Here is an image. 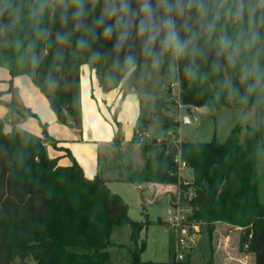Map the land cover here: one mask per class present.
Listing matches in <instances>:
<instances>
[{
    "label": "trees",
    "instance_id": "1",
    "mask_svg": "<svg viewBox=\"0 0 264 264\" xmlns=\"http://www.w3.org/2000/svg\"><path fill=\"white\" fill-rule=\"evenodd\" d=\"M42 62L36 66L34 82L48 98L60 123L73 118L82 127L80 105L81 66L88 64L87 54L74 55L66 49L65 60L53 65L52 50H39ZM89 65V64H88ZM0 66L9 70L12 78L8 87L0 90L1 97L10 95L6 105L12 115L25 118L37 116L21 96L14 77L29 72L12 59H0ZM95 69L105 91L117 87L122 78L110 75L106 63L89 65ZM161 92L151 98L142 96L143 81L133 77L124 81L139 94L141 110L131 143L139 145L144 157L138 163L127 154L121 155L123 169L121 181L140 184L152 182L180 186L181 201L187 206L191 224L205 226L210 238L211 256L207 264H214V231L218 223L243 229L240 248L254 255V264H264V201L261 199L259 148L264 147V122L254 125L240 119L225 141H185L181 154L192 169L189 184L180 179L174 158L177 147L164 140H140V135L151 123H160L166 131H176L177 104L174 89L165 71L161 70ZM49 76L59 83L53 88L47 83ZM180 99L185 105L196 107L209 103L214 89L200 94L201 86L184 80L181 76ZM206 87V86H205ZM222 101L215 105L232 106ZM171 106L174 112H169ZM114 140L123 137V123L117 113L113 116ZM10 125V126H8ZM41 135L0 115V264H111L109 247L116 245L112 233L118 225H128L132 245L129 246L130 262L144 263L141 258L147 247L143 230L150 224L169 223L162 216L133 219L129 204L113 192L107 179L97 174L88 177L83 166L70 150L66 154L71 162L63 164L59 156H51L49 145L57 146V139L50 135L47 124L42 123ZM193 195L189 199L187 193ZM176 193V192H175ZM177 194L172 195V199ZM196 232V230H192ZM252 233V237L249 234ZM249 242L248 247L245 243ZM152 261H146L150 263Z\"/></svg>",
    "mask_w": 264,
    "mask_h": 264
},
{
    "label": "clouds",
    "instance_id": "2",
    "mask_svg": "<svg viewBox=\"0 0 264 264\" xmlns=\"http://www.w3.org/2000/svg\"><path fill=\"white\" fill-rule=\"evenodd\" d=\"M68 48L113 78L163 69L213 88L205 107L227 101L242 122L264 114V0H0V59L35 67L48 49L55 66Z\"/></svg>",
    "mask_w": 264,
    "mask_h": 264
},
{
    "label": "rangeland",
    "instance_id": "3",
    "mask_svg": "<svg viewBox=\"0 0 264 264\" xmlns=\"http://www.w3.org/2000/svg\"><path fill=\"white\" fill-rule=\"evenodd\" d=\"M8 69L0 66V78L3 76V72H8ZM32 70V67H31ZM161 73L153 75L150 79H145L142 84V96L144 98H151L156 92L158 95H166V92H161ZM1 78L0 85L5 83ZM24 97L26 99H35L36 95L27 92ZM175 91V90H174ZM45 96V95H44ZM45 98H47L45 96ZM48 100V99H47ZM52 109V108H51ZM53 110V109H52ZM169 112L175 113L174 106L169 109ZM184 115L189 113L193 117V122H185L181 119L179 127L176 130L185 141H211L217 138L220 141H225L228 137L231 129L239 120L237 116V107L232 106H221L219 108H210L205 106H200L190 110L188 107L183 108ZM118 113V112H117ZM11 116V112L9 113ZM37 122V124L43 128V125L38 123V117L30 116ZM197 119V121H195ZM257 122H264V114L260 115L258 118H253L247 123L254 125ZM156 126L158 129L162 130L160 123H151L148 128H153ZM150 130V129H149ZM33 131H35L33 129ZM150 132V131H149ZM136 144H133L128 150L127 157L133 158L139 163L144 162V157L140 149H138ZM124 149H121L123 152ZM123 155V154H121ZM119 155L118 159H113L112 157L105 158L102 157V164L106 166L107 163H111L112 171L109 175H118L122 172L121 169V158ZM125 155V153H124ZM64 156H60L63 158ZM68 163L71 161L70 157L66 155ZM259 167H260V179H261V199L264 201V147L259 148ZM181 174L184 178L192 179L193 173L190 167H185ZM108 187L115 193L120 194L124 200L129 204V214L133 219H144L146 213L150 218H157L162 216L164 219H168V210L173 207V204L169 200L170 191H166L164 185H174V184H160V183H148L143 182L140 184H135L131 182L121 181V180H108ZM168 187V186H167ZM178 185L174 190H177ZM171 189V188H170ZM176 191L173 192L175 195ZM188 204L185 205L187 208ZM197 231L193 232V235L188 240V245L180 244L178 241L177 231L169 223H159L150 224L147 229L143 230V237L147 241V247L143 251L141 258L144 263L140 264H206L211 256V246L210 238L205 226ZM228 225L219 224L216 226L214 231V254H220L223 252L225 247L231 251L234 259L236 257L244 256L243 264H251L253 257L250 252L242 250L240 248V238L243 229H231ZM226 234L230 235L227 240L224 239ZM192 238V239H191ZM112 240L116 243L109 247L112 255L111 264H132L130 262L129 246L132 245L130 238L129 226L128 225H118L116 231L112 235ZM192 244H190V242ZM120 244V245H119ZM179 254L183 255V258H179ZM125 256V258H124ZM215 264H232L234 259H228L220 254L219 259ZM239 261V259H237ZM146 261H152L146 263ZM28 264H36L33 258L28 259Z\"/></svg>",
    "mask_w": 264,
    "mask_h": 264
},
{
    "label": "crops",
    "instance_id": "4",
    "mask_svg": "<svg viewBox=\"0 0 264 264\" xmlns=\"http://www.w3.org/2000/svg\"><path fill=\"white\" fill-rule=\"evenodd\" d=\"M35 70L36 66L32 67V70L31 67H29L28 73L16 76L13 79L14 83L18 85L20 89L24 103L36 113L38 117V123H46L47 130L50 135L58 140L56 147L52 145L48 146L51 156L60 157L65 155V157L60 158V162H66V150H70L79 163L83 166V169L88 177H94L97 174H100V176L107 179V182L108 180H119L118 177L121 173L118 175H109V172L112 171L111 163L113 160L110 163H107L106 166H103L102 157L105 156V158H108L109 156L113 159H118L117 157H119L120 154H128V150L126 148H130L133 144H136L131 143L130 139L135 133V127L141 110V100L139 94L133 87H127L124 84V81H122L117 87L105 91L98 80L95 69H92L88 64H83L81 66L80 83V105L83 124L81 128H78L73 118H69L67 123H60L58 121L55 112L51 109L49 101L47 100L48 98H45L46 95L34 82L33 77ZM7 71L8 72H3V76L1 77L4 78L3 80L5 83L3 82V84L0 85V90L6 89L9 85L7 80L12 78L9 70ZM25 89H27L28 93L35 94L36 98L26 99L24 97V94L26 93ZM9 98L10 95L8 93L1 97L0 115L11 119V124H19L31 130L32 132L41 135L43 133V128L37 124L33 117L25 118L22 115L16 113L9 116L10 109L6 105V102L9 100ZM115 113H117L118 119L123 123L124 130L123 137L119 142L114 140L115 125L113 122V116ZM33 129L35 131H33ZM146 130L150 131L155 136H163L165 133L163 128L160 130L156 126L153 128L147 127ZM135 146L139 149L138 144ZM121 149H124V151L121 152ZM120 164L121 169H123L122 160ZM164 186L166 189H168L166 191H170L169 200L171 201L173 192L176 191L174 190L176 185ZM219 224L228 225L231 227L229 224L218 223V225ZM116 228L117 226L114 228L113 233L116 231ZM202 228L203 227H201V229ZM231 229L242 228L233 227ZM198 230H200V227L199 229H196L195 233H197ZM228 237L230 238V235L226 234L224 239L227 240ZM190 244L192 243L190 242ZM221 253L225 259L226 255L228 256V259H234L231 251L226 247L223 252H220V254ZM220 254H214V257L216 256L215 262L219 259ZM250 254L253 257L251 264H254V255L252 253ZM236 258L239 259V261L234 259L232 260L234 261L232 264H243L244 256Z\"/></svg>",
    "mask_w": 264,
    "mask_h": 264
},
{
    "label": "built area",
    "instance_id": "5",
    "mask_svg": "<svg viewBox=\"0 0 264 264\" xmlns=\"http://www.w3.org/2000/svg\"><path fill=\"white\" fill-rule=\"evenodd\" d=\"M170 85L175 90L174 91V99L176 100V104H177V118L179 121H182L181 119L185 118L183 108L188 107L190 110H194L195 106L185 105L182 103V101L180 99V89H181L180 84L171 82ZM189 119L191 122H193V120H194L190 113H189ZM195 121H197V119H195ZM140 140L141 141L154 140L157 143H162V142H164V140H168L169 142L174 144L178 149V152L175 155L174 160L178 165L180 179L185 184L190 183V181L192 179L184 178L181 174V171L185 167H189V165H188L187 161L184 160L182 157L181 144H182L183 138L181 137V135L177 131H174L172 129H167L163 136H155L151 132L146 130L140 135ZM176 194H177L176 198H173L171 200L173 207L169 208V210H168V219L167 220H168L169 224L174 229H176L179 243L183 244V245H188V240L190 239V237L193 235V232H194L192 230L199 229V226L197 224H191L189 222V215L187 212V208L184 206V203L180 199L181 198L180 197L181 192H180V186L179 185L177 187ZM192 195H193L192 192L187 193V197L189 199L192 197ZM249 237H252V233L249 234ZM248 245H249V242L245 243V247H248ZM179 258L182 259L183 255L179 254Z\"/></svg>",
    "mask_w": 264,
    "mask_h": 264
},
{
    "label": "water",
    "instance_id": "6",
    "mask_svg": "<svg viewBox=\"0 0 264 264\" xmlns=\"http://www.w3.org/2000/svg\"><path fill=\"white\" fill-rule=\"evenodd\" d=\"M184 120H185V122L189 123L190 122L189 116L186 115L185 118H184ZM191 219H192V217L190 216L189 217V220H191Z\"/></svg>",
    "mask_w": 264,
    "mask_h": 264
}]
</instances>
